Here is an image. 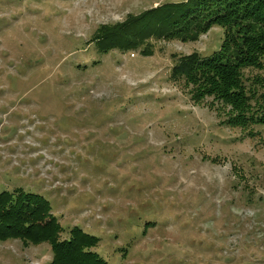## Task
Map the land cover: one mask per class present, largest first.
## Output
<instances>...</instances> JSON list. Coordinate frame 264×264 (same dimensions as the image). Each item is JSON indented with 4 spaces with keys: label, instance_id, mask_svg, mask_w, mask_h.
I'll use <instances>...</instances> for the list:
<instances>
[{
    "label": "rangeland",
    "instance_id": "rangeland-1",
    "mask_svg": "<svg viewBox=\"0 0 264 264\" xmlns=\"http://www.w3.org/2000/svg\"><path fill=\"white\" fill-rule=\"evenodd\" d=\"M167 1L182 0H0V191L42 193L61 236L82 226L111 264H264V125H226L229 108L170 77L225 29L154 38L152 55L96 44L100 25ZM52 256L0 241V264Z\"/></svg>",
    "mask_w": 264,
    "mask_h": 264
},
{
    "label": "trees",
    "instance_id": "trees-1",
    "mask_svg": "<svg viewBox=\"0 0 264 264\" xmlns=\"http://www.w3.org/2000/svg\"><path fill=\"white\" fill-rule=\"evenodd\" d=\"M214 26L225 29L222 45L209 55L195 51L178 56L171 79L191 87L196 103L213 98L211 104L229 108L226 125H264V77L245 73L252 67L264 69V0L167 1L129 14L125 21L100 25L94 38L101 52L115 48L152 55L154 38L196 41ZM51 203L23 187L0 191V241L49 243L53 258L47 264H111L95 250L100 238L82 226L61 236L65 228Z\"/></svg>",
    "mask_w": 264,
    "mask_h": 264
}]
</instances>
